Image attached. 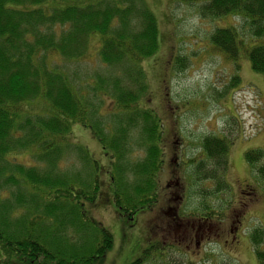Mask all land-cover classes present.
<instances>
[{"label": "trees", "instance_id": "1", "mask_svg": "<svg viewBox=\"0 0 264 264\" xmlns=\"http://www.w3.org/2000/svg\"><path fill=\"white\" fill-rule=\"evenodd\" d=\"M166 2L192 5L202 19L218 21L224 27L216 25L210 33L212 49L235 72L243 60L264 77V0ZM153 9L144 0H0V264H96L113 246L112 235L86 211L100 188H108L103 201L111 196L118 215L123 214L128 222L156 202V179L166 165L163 138L172 130L166 128L152 103L141 105L154 92L142 63L156 59L174 36L161 26L168 15L162 21L163 12L160 15ZM236 18L242 19V25L233 24ZM93 35L99 38L101 63L117 74L99 73L93 83H87L94 92L91 102L83 94L84 84L77 85L52 63L86 59ZM172 62L168 53L166 65ZM178 62L181 70L183 60ZM239 81L234 75L229 88ZM104 98L113 103L109 116L98 112ZM35 102L42 103L40 113L31 111ZM166 109L171 115L175 112L171 105ZM76 124L89 129L99 144L110 169L107 184L98 176L99 161L68 142ZM232 144L225 134L208 135L201 141L203 158L191 160L195 180L214 182L213 194L230 190L226 175ZM134 147L145 154L133 162L128 157ZM69 150L76 151L81 169L60 167ZM24 155L32 164L18 161L17 156ZM243 156L254 183L264 193L262 149L251 148ZM176 168L174 164L172 176ZM248 186L241 189L245 196ZM248 204L246 197L227 226L223 221L230 217L207 205L201 211L204 214L192 212L194 219L186 222L194 225L198 241L201 236L204 240L214 236L218 241L228 235L225 242L230 246L229 242L239 238V216ZM156 217L145 236L148 249L129 264H144L148 252L160 243L174 249L173 245L181 244L167 246L164 234L160 241L156 239L160 235L155 230ZM187 236L188 244H195L193 234ZM247 244L256 264H264V229L254 228Z\"/></svg>", "mask_w": 264, "mask_h": 264}, {"label": "rangeland", "instance_id": "2", "mask_svg": "<svg viewBox=\"0 0 264 264\" xmlns=\"http://www.w3.org/2000/svg\"><path fill=\"white\" fill-rule=\"evenodd\" d=\"M144 2L150 8H154L153 10L158 14L161 15L163 12L162 21L168 15V19L164 20L165 23L161 26L165 32L171 31L174 38L173 41H167L162 46V51L156 59H148L142 63L145 76L154 92L146 102L145 100L140 102L142 106L151 105L157 108L166 128L171 126L172 136H167L166 140L163 138L165 150L163 157L166 165L156 179V202L149 208L145 207L137 212L132 218L134 221L130 219V223L123 214L118 215L111 196L107 201H103L107 187H99L94 204L86 205L88 215L99 222L113 237L112 249L96 264H129L148 249L145 236L152 225L151 219L160 213V210L164 211L165 215H174V212L164 205L163 197L167 190L166 179L172 177L171 170L175 163L177 166L175 175L182 188L180 194L183 195V201L177 209L180 222H176L178 225L172 228L171 233L178 239L173 244H181L173 245L176 250L163 248L160 243L156 249L148 252L144 264H188V261L192 264H256L254 253L247 242L254 228L264 229V193L254 183L255 179L250 175L243 155L251 148H261L264 153V77L254 73L249 63L243 60L242 63L240 62L239 71L235 72L234 66L224 61L223 57L212 49L209 36L218 21L202 19L194 6L183 2L169 3L166 0H144ZM234 23L242 25L243 21L236 18ZM91 38L89 55L86 59L73 63L62 62L63 64L56 60L52 66L63 70L77 85H80L79 82L82 83L81 86L84 84L83 94L93 102L94 92L88 84L95 81L94 76L99 73L115 75L117 71L101 63L97 55L101 46L100 42L98 43L99 38L96 35ZM168 53L172 54L171 66L174 65L172 68L166 65ZM178 59L183 60L181 70ZM234 75H238L240 81L230 89V80ZM168 105L175 110L174 114L171 115L166 109ZM41 106V102H35L31 111L40 113ZM113 111V103L110 99L104 98L99 114L109 116ZM223 134L233 141L226 175L230 190L213 194L216 188L214 182L195 180L194 164L191 160L203 158L201 141L204 137ZM67 140L75 147L84 150L92 159L99 161L101 167L98 176L107 184L110 169L90 130L77 124L73 125ZM137 149L134 147L133 153L128 157L129 160L134 162L144 158L143 149ZM75 152L69 150L64 156V160L60 163L62 169L66 171L81 169V161ZM17 159L32 164L27 155L20 158L17 156ZM180 163L182 168L179 169ZM261 163L264 165V157ZM127 177L130 181L133 180L130 173ZM243 185H251L245 190L248 196L241 192ZM246 197L249 204L239 216L242 222L239 221L238 224L237 242L232 241L229 242L230 246L227 245L229 238L225 235L226 240L221 238L215 241L216 237L212 236L197 245L199 233L195 232L194 225L186 222L194 219L190 213L200 211L199 214H204L201 211L207 205L215 211H223L226 217H230L223 221L227 226L231 221L230 215ZM233 206L234 208L230 209ZM228 209L230 211L227 215ZM245 214H249L248 217ZM183 225L192 228L191 234L193 240H196L195 244L194 241L188 244L187 241L190 239L185 235L188 228H184ZM161 236L160 234L155 237L160 240Z\"/></svg>", "mask_w": 264, "mask_h": 264}, {"label": "flooded vegetation", "instance_id": "3", "mask_svg": "<svg viewBox=\"0 0 264 264\" xmlns=\"http://www.w3.org/2000/svg\"><path fill=\"white\" fill-rule=\"evenodd\" d=\"M176 159H177V157H176ZM178 167H179V169L182 168L181 163L178 164ZM172 178L176 180V182H175V184H173V186H171V184H172ZM165 183H166V186H167V190L164 193L165 195L163 197L164 198V202L163 203H164V205L167 208H170L174 212V215L171 216V215L166 214L167 215L166 216L164 214V211H161L160 210V213L156 214L157 217H156V227H155V230H156V232L158 234L159 233L161 235L164 234V238L163 239L166 241V243H164V244H166L168 246V244L172 245L175 240H178V239H176V235L173 234V233H171V230H172V228L174 226L178 225L176 222H180V220L178 219V216H177V212H178L177 209H178V206H179L180 202L183 201V195L180 194L182 188L180 187L179 182L177 181V177L176 176H172V177L169 176L166 179V182ZM183 227L184 228H188L187 225H183ZM186 232L187 233H185V235L192 236L191 229H188V231H186ZM161 239H162V237H161ZM160 240H158V241H160ZM202 240H204L203 236L200 237V240L197 242V245ZM157 242H155V244Z\"/></svg>", "mask_w": 264, "mask_h": 264}]
</instances>
